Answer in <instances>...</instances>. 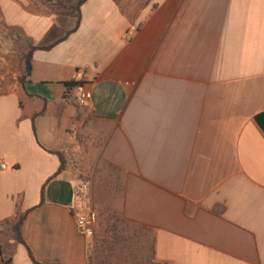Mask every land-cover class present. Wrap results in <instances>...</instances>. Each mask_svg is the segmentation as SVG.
Segmentation results:
<instances>
[{
	"label": "crops",
	"instance_id": "obj_1",
	"mask_svg": "<svg viewBox=\"0 0 264 264\" xmlns=\"http://www.w3.org/2000/svg\"><path fill=\"white\" fill-rule=\"evenodd\" d=\"M78 11L71 32L31 51L24 81L0 89V264H89L91 236L74 220L83 179L93 206L101 188L148 233L154 262L264 264V0H83ZM73 22L0 0V27L24 43H53Z\"/></svg>",
	"mask_w": 264,
	"mask_h": 264
},
{
	"label": "rangeland",
	"instance_id": "obj_2",
	"mask_svg": "<svg viewBox=\"0 0 264 264\" xmlns=\"http://www.w3.org/2000/svg\"><path fill=\"white\" fill-rule=\"evenodd\" d=\"M36 1L42 3L47 10H58L62 17L72 20L76 0ZM67 24L65 20L63 25ZM0 36L7 39L5 44L0 45V89H5L12 87L16 81L18 83L22 55L31 44L24 43L19 31L14 28L0 27ZM80 181L87 183L84 179ZM95 194L99 202L95 206L89 201L86 191L84 197L80 198L84 211L92 215L89 264H153L149 259L151 249L148 233L133 226L124 227L116 220L115 210L108 207L104 190L98 188ZM112 233L114 236L111 238ZM100 239H106L110 245L98 246Z\"/></svg>",
	"mask_w": 264,
	"mask_h": 264
},
{
	"label": "trees",
	"instance_id": "obj_3",
	"mask_svg": "<svg viewBox=\"0 0 264 264\" xmlns=\"http://www.w3.org/2000/svg\"><path fill=\"white\" fill-rule=\"evenodd\" d=\"M83 2V0H76L74 5H73V16L74 17V22H73V26L69 29H66L64 30L63 32V35H61L60 37H58L53 43H50V44H47V45H30L26 52L22 55V61H23V67H24V74L22 75V77H18V81L19 82H22L24 81V78L29 74V71H30V54H31V51L33 49H36V48H41V49H47L49 47H51L55 42L59 41L63 36H66L69 32H71L76 26H77V23H78V16H79V11H78V7L79 5ZM76 81H69L65 84H75ZM42 112V109L39 110L37 113H41ZM37 113H34V114H37ZM32 114L31 117L34 115ZM57 156H58V160H59V165H58V168H57V171H60L62 168H63V164H64V160H63V157H62V154L60 152H56ZM41 199H42V196H41ZM23 216L24 214H20L18 217L15 218L14 222L12 223L11 225V231H12V234H13V237L15 240L19 241V242H23L22 240V237H21V234H20V224L23 220ZM116 220L121 222V224H123V226H133L125 221H123L117 214H116ZM134 228H138V230H143L142 228L140 227H136V226H133ZM145 231V230H143ZM108 232V231H107ZM146 232V231H145ZM113 233L111 235V238L113 237ZM113 240H111V244L113 243ZM150 242V240H149ZM101 244V246H103V244L105 246H109L110 244H108V241L106 239H100L99 240V243L97 244L98 246ZM108 244V245H107ZM150 249H151V243H150ZM151 251V250H150ZM31 257V256H30ZM89 258V257H88ZM149 259L150 261L153 263V264H162V263H158V262H154L152 260V253L149 255ZM2 263L3 264H10V259L9 258H3L2 260ZM33 264H38L37 262H35L33 260Z\"/></svg>",
	"mask_w": 264,
	"mask_h": 264
},
{
	"label": "built area",
	"instance_id": "obj_4",
	"mask_svg": "<svg viewBox=\"0 0 264 264\" xmlns=\"http://www.w3.org/2000/svg\"><path fill=\"white\" fill-rule=\"evenodd\" d=\"M91 99V92L86 88H80L75 95V102L78 105H84ZM5 164L0 161V168H4ZM87 189V184L84 182H78L72 186L73 194L82 198L85 195V191ZM90 217L86 214L85 211L79 212L75 215V228L78 233L83 235L91 234V226H90Z\"/></svg>",
	"mask_w": 264,
	"mask_h": 264
}]
</instances>
